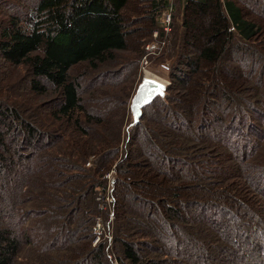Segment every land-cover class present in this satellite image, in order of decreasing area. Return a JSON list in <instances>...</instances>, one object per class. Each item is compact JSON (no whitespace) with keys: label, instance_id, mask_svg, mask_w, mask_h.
I'll use <instances>...</instances> for the list:
<instances>
[{"label":"trees","instance_id":"trees-1","mask_svg":"<svg viewBox=\"0 0 264 264\" xmlns=\"http://www.w3.org/2000/svg\"><path fill=\"white\" fill-rule=\"evenodd\" d=\"M130 2L0 0V264H264V2L174 0L165 95L123 135L142 54L127 44ZM168 5L146 7L155 21ZM122 151L112 239L93 244L102 176Z\"/></svg>","mask_w":264,"mask_h":264},{"label":"rangeland","instance_id":"rangeland-1","mask_svg":"<svg viewBox=\"0 0 264 264\" xmlns=\"http://www.w3.org/2000/svg\"><path fill=\"white\" fill-rule=\"evenodd\" d=\"M264 2V0H262ZM147 0H131V2L127 5L125 9V18H126V25L129 30H137L136 32L129 34L127 36V44L130 48L138 46L142 48V54L139 58L137 70H136V79L134 77V85L132 86L130 96L128 98V104H127V116L126 120H124V129H123V135L127 130H130V128H127L128 124L131 121L132 115L130 111V100L132 95L135 92L137 83L140 81L141 77L144 73L147 75H152L159 80H162L166 85L169 84V76H170V68L174 64V59L176 56V52L173 51V45L175 44L174 40V30H172V25L174 23H179L181 17L179 15H176L177 13H174V0H169V5L166 8L170 11V20L169 25L167 26L165 21V13H167V10H163L157 17L152 20L150 17V14H152L147 9ZM168 11V12H169ZM250 15H252L250 13ZM258 18V17H257ZM153 25V27H152ZM155 25V27H154ZM262 29L264 30V20H261ZM152 27V28H151ZM162 30L164 32L163 37H159V30ZM178 30V29H177ZM263 37V36H262ZM263 41L261 43L257 44V48L261 49L259 61L258 64H262L264 62V37L262 38ZM140 40V42H138ZM141 44V45H140ZM130 56V55H129ZM254 58V57H252ZM258 59V58H257ZM232 65H236V63L232 62ZM83 65L79 64L77 66H74L71 69V72L74 71H82ZM183 70H188L187 67L184 65L181 66ZM264 69V66L261 68ZM3 73L5 74L7 71V67L2 68ZM9 73H6L5 75L12 76V72L14 70L12 68L8 69ZM130 69L127 68L126 71L122 76L117 77L116 79L112 80L115 83L116 90H121L124 88L126 84L129 83V79L131 78ZM260 72L263 74V71L260 70ZM16 75V79L20 77L22 74L21 72H18V69L16 72H14ZM225 74H221V78L223 79ZM226 78V77H225ZM111 81V82H112ZM246 83L245 81L242 83V85ZM27 84V83H26ZM175 87L178 86V83H174ZM173 85V86H174ZM18 92L24 93L27 91V85L22 84L19 86ZM107 87V86H104ZM252 118V117H250ZM253 122H258L256 119L252 118ZM57 132L58 128L56 129ZM62 133L64 134V139L66 138V133L62 129ZM240 132L234 131L229 132V137L235 140H241L240 138ZM67 141L70 143L69 145L72 146V148H75V144L72 140L67 139ZM131 152H129V156H133V158L125 159L126 161H130L132 164L134 162H141V157L144 154V150L140 145H132ZM218 149L221 150L220 147ZM123 152V153H122ZM121 153H118L117 156H115L111 162L112 165H110L109 169L106 170L102 176V179H104V183L99 187V192L97 194V208L99 209V213L95 216L93 220V226H92V232L94 234L93 237V244L96 243V241H100L102 239L111 240L112 239V228L114 224V215H113V203H114V187H115V179L119 178L121 180L122 178L127 182L129 177L127 175L117 172V165L120 164V161L124 159V153L125 151H122ZM229 150H223L224 156H229ZM71 156V155H67ZM95 155L89 156L82 165L84 168L91 167L94 164ZM126 157V156H125ZM94 166V165H93ZM126 176L125 177H123ZM193 182L190 183L192 185ZM116 186H120V184L117 182ZM195 187H180L179 192H188V195L186 197H190V199H193V196L198 198L199 195H191L193 191H195ZM36 220L30 219L27 224H34ZM95 228V230H94ZM96 231V234L94 233ZM97 241V242H98ZM111 252V250H110ZM112 255V252H111ZM29 254H27L26 259L29 260ZM25 258H23L20 263H23ZM26 262V260H25ZM24 262V263H25ZM113 264H116L114 261Z\"/></svg>","mask_w":264,"mask_h":264},{"label":"water","instance_id":"water-1","mask_svg":"<svg viewBox=\"0 0 264 264\" xmlns=\"http://www.w3.org/2000/svg\"><path fill=\"white\" fill-rule=\"evenodd\" d=\"M166 86V83L162 80L146 73L143 74L130 100L129 107L132 118L127 128L132 127L139 121L143 106L150 103L156 96L165 95Z\"/></svg>","mask_w":264,"mask_h":264},{"label":"built area","instance_id":"built-area-1","mask_svg":"<svg viewBox=\"0 0 264 264\" xmlns=\"http://www.w3.org/2000/svg\"><path fill=\"white\" fill-rule=\"evenodd\" d=\"M169 10H167L166 12L167 13H165V21H166V24H167V26L169 25V20H170V15H171V13H170V11L168 12ZM94 230H95V228H94ZM94 233L96 234V231H94ZM98 241V240H97ZM96 241V242H97Z\"/></svg>","mask_w":264,"mask_h":264},{"label":"bare ground","instance_id":"bare-ground-1","mask_svg":"<svg viewBox=\"0 0 264 264\" xmlns=\"http://www.w3.org/2000/svg\"><path fill=\"white\" fill-rule=\"evenodd\" d=\"M150 76V75H149Z\"/></svg>","mask_w":264,"mask_h":264}]
</instances>
